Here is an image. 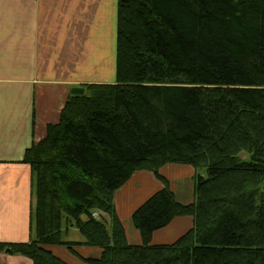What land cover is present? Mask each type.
Masks as SVG:
<instances>
[{
	"label": "trees",
	"instance_id": "trees-1",
	"mask_svg": "<svg viewBox=\"0 0 264 264\" xmlns=\"http://www.w3.org/2000/svg\"><path fill=\"white\" fill-rule=\"evenodd\" d=\"M24 162L32 237L0 251L33 264H68L48 245L98 248L92 264H264V0H118L116 82L72 94ZM171 163L197 170L195 202L160 174ZM140 170L164 187L133 212V245L114 195ZM179 216L192 229L152 244ZM72 227L83 243L64 239Z\"/></svg>",
	"mask_w": 264,
	"mask_h": 264
},
{
	"label": "crops",
	"instance_id": "crops-1",
	"mask_svg": "<svg viewBox=\"0 0 264 264\" xmlns=\"http://www.w3.org/2000/svg\"><path fill=\"white\" fill-rule=\"evenodd\" d=\"M118 0H0V243L31 239L34 177L24 162L26 151L40 143L48 127L60 122L72 89L116 82ZM176 199L195 200L197 170L186 164L160 169ZM164 187L147 170L133 174L115 192L114 206L130 244L142 238L133 212ZM194 226L191 216L176 217L154 232L152 244H171ZM84 242L75 227L64 236ZM47 248L68 264H92L101 250L75 245ZM0 264H33L21 254L0 251Z\"/></svg>",
	"mask_w": 264,
	"mask_h": 264
},
{
	"label": "rangeland",
	"instance_id": "rangeland-1",
	"mask_svg": "<svg viewBox=\"0 0 264 264\" xmlns=\"http://www.w3.org/2000/svg\"><path fill=\"white\" fill-rule=\"evenodd\" d=\"M89 85H91V84H86L85 86H84V88H85V93H86V87H88ZM240 157L243 159V160H249V158H250V155L247 153V152H242L241 154H240ZM200 172H201V174L202 175H206V170L205 169H201L200 170ZM196 178H197V174L195 175V177L193 178V181H194V194H195V185H196ZM170 186V185H169ZM172 190V189H171ZM173 191V190H172ZM196 201V195H195V200L193 201V202H195ZM193 202H191V203H193ZM106 219H108V217H107V215H103ZM99 217V216H98ZM192 217V216H191ZM194 219V218H193Z\"/></svg>",
	"mask_w": 264,
	"mask_h": 264
},
{
	"label": "water",
	"instance_id": "water-1",
	"mask_svg": "<svg viewBox=\"0 0 264 264\" xmlns=\"http://www.w3.org/2000/svg\"><path fill=\"white\" fill-rule=\"evenodd\" d=\"M71 93L74 94V95H84L85 94V88H83V87H75V88L72 89Z\"/></svg>",
	"mask_w": 264,
	"mask_h": 264
}]
</instances>
